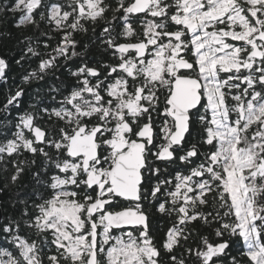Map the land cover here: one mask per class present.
I'll list each match as a JSON object with an SVG mask.
<instances>
[{
  "label": "snow or ice",
  "instance_id": "1",
  "mask_svg": "<svg viewBox=\"0 0 264 264\" xmlns=\"http://www.w3.org/2000/svg\"><path fill=\"white\" fill-rule=\"evenodd\" d=\"M6 13L27 68L0 100V194L27 191L0 264H264V0Z\"/></svg>",
  "mask_w": 264,
  "mask_h": 264
},
{
  "label": "trees",
  "instance_id": "2",
  "mask_svg": "<svg viewBox=\"0 0 264 264\" xmlns=\"http://www.w3.org/2000/svg\"><path fill=\"white\" fill-rule=\"evenodd\" d=\"M9 2V0H0V3ZM18 19V16H14L13 14L6 13L0 15V33H12V39H8L7 36H0V55H5L10 59L11 68L7 72L8 81L7 84L0 82V100L4 98V96L8 93L9 88L14 85H19L22 83L21 77L27 68V64L25 65V69H22L19 65L14 63V59L18 57V52L14 47L15 39L19 34V30L13 27V24ZM15 53V55H13ZM31 67H35V62L32 63ZM51 79V78H49ZM37 87L36 84L26 85V95L23 98L24 103L21 105L22 109H27L28 105L31 104L33 92L32 89ZM30 179V177H29ZM27 189L23 187H14L11 192H5L0 194V203H1V211L3 214H11L14 210L11 208L10 200L20 199L26 194ZM19 193L17 196L16 194ZM158 218V217H157ZM168 224L165 222L164 227L166 228ZM162 235V233H161Z\"/></svg>",
  "mask_w": 264,
  "mask_h": 264
},
{
  "label": "flooded vegetation",
  "instance_id": "3",
  "mask_svg": "<svg viewBox=\"0 0 264 264\" xmlns=\"http://www.w3.org/2000/svg\"><path fill=\"white\" fill-rule=\"evenodd\" d=\"M120 207H121V206H119V205H118V206L116 207V209H115V210H120Z\"/></svg>",
  "mask_w": 264,
  "mask_h": 264
},
{
  "label": "water",
  "instance_id": "4",
  "mask_svg": "<svg viewBox=\"0 0 264 264\" xmlns=\"http://www.w3.org/2000/svg\"><path fill=\"white\" fill-rule=\"evenodd\" d=\"M2 209H1V203H0V214H3V212L1 211Z\"/></svg>",
  "mask_w": 264,
  "mask_h": 264
}]
</instances>
